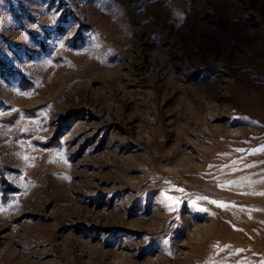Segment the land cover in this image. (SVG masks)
<instances>
[{
    "label": "rangeland",
    "instance_id": "rangeland-1",
    "mask_svg": "<svg viewBox=\"0 0 264 264\" xmlns=\"http://www.w3.org/2000/svg\"><path fill=\"white\" fill-rule=\"evenodd\" d=\"M261 149L264 0H0V264H264Z\"/></svg>",
    "mask_w": 264,
    "mask_h": 264
},
{
    "label": "snow or ice",
    "instance_id": "snow-or-ice-1",
    "mask_svg": "<svg viewBox=\"0 0 264 264\" xmlns=\"http://www.w3.org/2000/svg\"><path fill=\"white\" fill-rule=\"evenodd\" d=\"M261 151H264V149H261ZM170 199V198H169ZM213 203H215V201H213ZM220 206H222L223 207V205H220Z\"/></svg>",
    "mask_w": 264,
    "mask_h": 264
}]
</instances>
